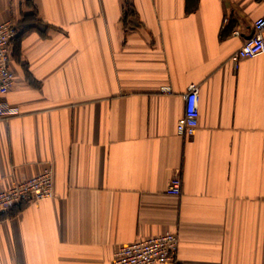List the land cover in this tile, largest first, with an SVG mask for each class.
<instances>
[{
  "label": "crops",
  "instance_id": "1",
  "mask_svg": "<svg viewBox=\"0 0 264 264\" xmlns=\"http://www.w3.org/2000/svg\"><path fill=\"white\" fill-rule=\"evenodd\" d=\"M263 15L264 0H0L22 112L0 118V190L55 179V197L0 215V264H110L166 232L178 256L156 264H264V54L232 60ZM193 83L199 125L181 135Z\"/></svg>",
  "mask_w": 264,
  "mask_h": 264
},
{
  "label": "built area",
  "instance_id": "2",
  "mask_svg": "<svg viewBox=\"0 0 264 264\" xmlns=\"http://www.w3.org/2000/svg\"><path fill=\"white\" fill-rule=\"evenodd\" d=\"M18 33L14 20L0 22V118H9L21 114L19 106L13 105L8 99L14 81L15 72L11 68V42ZM239 34V31H235ZM264 54V15L256 19L254 32L247 38L241 48L233 55L236 65L244 57ZM169 91L170 87H163ZM185 115L177 125L181 135H194L199 125L200 87L191 84L185 94ZM168 189L170 195H181L182 179L175 175ZM55 197V179L52 168L42 173L17 180L11 187L0 190V215L9 213L18 206L37 203L43 199ZM180 238L178 233L166 232L137 240L123 245L114 255L110 264H156L175 261L178 256Z\"/></svg>",
  "mask_w": 264,
  "mask_h": 264
}]
</instances>
